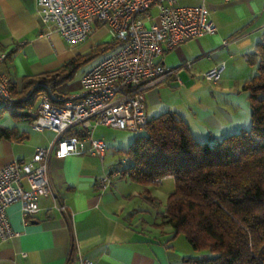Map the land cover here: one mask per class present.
I'll list each match as a JSON object with an SVG mask.
<instances>
[{"label":"crops","instance_id":"0c3cea01","mask_svg":"<svg viewBox=\"0 0 264 264\" xmlns=\"http://www.w3.org/2000/svg\"><path fill=\"white\" fill-rule=\"evenodd\" d=\"M207 6L217 32L173 47L182 62L175 66L177 76H168L146 92L148 119L173 111L186 121L195 135L189 122L178 112L177 105H170L163 99L160 86L170 78L179 80L183 69L202 75L223 61L225 68L220 80L210 82L214 85L209 111L206 110L202 119L201 139L209 137L213 130L223 134L224 130L240 128L241 125L238 127V123L231 122L229 100L222 96L231 94L234 85L240 86L255 74V65L250 59L256 52V42L264 34V0H210ZM249 28L251 32H246ZM253 32H261V35L251 43L253 47H245L243 43ZM107 33L106 27L98 26L87 40L71 45L43 22L36 0H0V51L8 55L0 71L8 75L15 90H22L29 79L56 69L77 54L88 52L99 43L100 36ZM222 40H227V44H222ZM182 44L190 53L182 49ZM185 60L191 62L189 68L183 66ZM160 61L168 67L165 54ZM80 78L77 85L67 84L68 81L60 84L56 88L58 94L66 96L80 92ZM38 102L39 98L26 108H9L0 102V125L15 133L14 137L0 138V168L13 160L30 158L37 147L49 146L55 140L53 131H35L30 126L29 118ZM93 136L104 140L94 133ZM115 166L116 163H112L108 169L89 154L52 155L48 175L55 200L53 197L39 198L40 210L28 221L23 220L19 203L7 207L9 222L18 235L0 243V264H68L75 251L98 264H184L189 257H197L186 255L188 253L176 247L177 235L173 228L161 223L165 200L160 199V195L166 196L173 189V179L167 176L172 180L171 186L162 193L127 176L113 178L106 188L97 187L96 180ZM54 203L63 204L65 210Z\"/></svg>","mask_w":264,"mask_h":264},{"label":"built area","instance_id":"2783aa9c","mask_svg":"<svg viewBox=\"0 0 264 264\" xmlns=\"http://www.w3.org/2000/svg\"><path fill=\"white\" fill-rule=\"evenodd\" d=\"M36 5L43 22L71 45L87 40L96 27H106L110 40L102 49L108 47L110 52L82 75L80 92L61 96L47 87L48 92L39 96L30 126L35 131H53L56 137L49 146L37 147L30 158L0 168V243L18 235L9 222L10 204L19 203L22 218L28 221L40 210L39 198L55 200L48 175L52 155L89 154L102 160L109 148L93 136L95 128L144 130L147 90L170 75L177 76L178 68L166 67L160 58L186 40L217 32L206 0L191 4L180 0H36ZM227 42L222 40V44ZM5 59L6 53L0 51V66ZM190 65L186 61L183 66ZM224 68L221 61L202 77L216 82ZM0 102L9 108L16 102L9 77L2 71ZM117 176L118 170L105 172L96 186L106 188ZM54 206L65 210L63 204ZM68 264L98 263L75 251Z\"/></svg>","mask_w":264,"mask_h":264},{"label":"trees","instance_id":"16d2710c","mask_svg":"<svg viewBox=\"0 0 264 264\" xmlns=\"http://www.w3.org/2000/svg\"><path fill=\"white\" fill-rule=\"evenodd\" d=\"M104 44L29 79L22 90L10 84L15 107L32 106L47 87L58 94L83 59L104 54ZM250 61L256 72L243 85L251 107L248 128L209 144L195 139L177 113L165 111L148 119L123 151L126 163L119 160L111 169L142 185L173 179L161 223L183 234L194 251L209 252L184 264H264V34ZM14 134L0 125V138Z\"/></svg>","mask_w":264,"mask_h":264},{"label":"rangeland","instance_id":"374dc122","mask_svg":"<svg viewBox=\"0 0 264 264\" xmlns=\"http://www.w3.org/2000/svg\"><path fill=\"white\" fill-rule=\"evenodd\" d=\"M210 0H206V3H208ZM198 0H180V3L182 4H191L196 3ZM251 28H249L246 32H251ZM261 35L260 33L253 32V34L250 35V38L246 40L243 45L245 47H253L251 46L253 43L256 42V39ZM110 40L109 33L104 34L100 36V38L97 40V43H104ZM96 43V40L94 41V44ZM252 43V44H251ZM184 44V43H183ZM181 45L182 49L185 50L187 53L190 51L186 50L188 49L184 45ZM193 44V43H192ZM193 49L194 47L191 46ZM87 50V49H86ZM84 50V51H86ZM110 49H107L104 53H108ZM89 51V50H88ZM100 54H96L93 56H90L88 58L83 59L80 66L77 68L76 72L74 73L73 78L67 82V84L70 85H77L79 78L83 74L85 70H87L89 67H91L95 62H97L100 59ZM190 56H188L187 59H189ZM189 61V60H185ZM182 62H180L178 53L176 49H172L169 52L167 51L165 53V64L168 66V68L175 67L177 65H180ZM184 63V62H183ZM184 71L182 73H179V80L175 79H168L167 82H165L161 87V95L163 99H165L167 102L170 103V105H177L178 112L182 115V117L186 118L187 122L190 124V128L192 129L193 137L199 141H207L209 144H213L216 141H218L222 136L233 133L238 131L241 128H248L250 126V104L247 98V92L243 89V84L240 86L234 85L231 91V94H224L222 97L224 100L228 101V106L230 107L229 112L231 114V122L235 121L238 125H241L240 128L235 130H230L228 132H225L224 130L223 134H219L217 132L209 133V137H205L201 139L200 130L203 125V115L206 114V110L209 111V100L212 97L211 95V87H213L214 83H210L209 81L205 80L202 75L199 74H192L188 70L183 69ZM182 82H179V81ZM264 97V95L262 96ZM216 98V95H215ZM173 107V106H171ZM204 120V119H203ZM223 124L226 123V119H222ZM239 127V126H238ZM233 131V132H231ZM143 130L139 133H135L128 130H121V129H114L110 127L105 126H98L95 129L94 135L96 137H102L104 139L103 141L108 146L109 150L107 151L104 158L101 160L99 157L95 156V158L102 162L107 168L111 166L112 163H118L120 162L124 165L126 163V159L124 157L123 151L128 147V145L134 140V138L138 134H142ZM201 137V138H199ZM172 180L169 177H164L159 182L149 184L150 189H159L160 193L165 192L169 189L171 186ZM155 187V188H154ZM167 196V195H166ZM166 196L160 195V199L166 202ZM167 225V224H166ZM176 238L174 240V244L176 247L180 248L182 251L188 253L186 255H205L209 254L208 251L203 250L201 252L194 251L187 241V239L184 237L183 234L178 233L176 234Z\"/></svg>","mask_w":264,"mask_h":264}]
</instances>
